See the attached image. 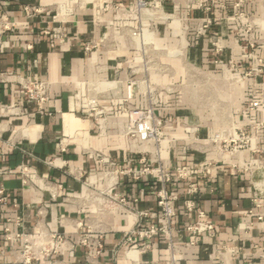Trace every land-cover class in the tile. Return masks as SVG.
<instances>
[{"label": "crops", "instance_id": "0c3cea01", "mask_svg": "<svg viewBox=\"0 0 264 264\" xmlns=\"http://www.w3.org/2000/svg\"><path fill=\"white\" fill-rule=\"evenodd\" d=\"M154 1L171 16L146 11L121 19L116 10H102L107 2L131 11L135 0H0V22L6 21V28L0 27V188L9 194L8 202L0 204V264H15L9 248L20 251L21 242L14 236L36 231L39 210L49 230L74 241V249L58 258L63 264H128L127 255L166 260L167 242L161 234L141 253L136 251L141 246L136 238L128 253L129 245L121 242L133 226L132 216L109 210L103 199L88 195L89 187L101 191L114 186L132 210L149 214L142 228L163 225L153 179L135 181L115 171L139 168L141 158L169 169L184 164L190 172L187 180L169 188L178 196L171 222L172 239L182 253L177 264H264V75L236 82L238 73L229 68L254 66L258 58L264 59V48L252 52L245 46L231 17L236 0H220L228 10L219 8L216 0H202L215 20L209 35L218 36L223 45L217 57L209 36L194 37L198 19L205 15L198 0L180 6L173 0ZM26 6H35L38 12L28 14ZM241 9L264 18V0L244 2ZM139 26L145 28L148 58L154 59L148 68L141 64L142 54L130 34ZM256 35L264 38V32ZM108 38L115 51L104 49ZM92 42L101 47L86 51L85 45ZM20 76L49 83L44 105L48 114H39L34 102L24 100ZM145 81L156 89L158 113L169 120L165 131L169 141L158 151L151 142L125 135L126 106L146 105ZM129 82L136 85L131 99ZM89 100L105 110L104 118L88 111ZM250 102L254 110H249ZM11 106H20L23 113L8 114ZM225 124L245 130L263 126L257 133L258 152L219 160L207 139L229 127ZM60 144L65 152H60ZM97 152L115 168L95 164L91 155ZM50 161L52 166L47 165ZM204 162L209 163L205 178ZM234 163L238 167L233 168ZM253 165L256 169L244 170ZM23 166L32 172L28 185L22 184ZM193 182L198 184L194 199L219 233L200 237L190 246L185 227L195 214L186 211L183 199ZM6 222L10 242L3 239ZM88 229L103 233L99 255L78 245V232Z\"/></svg>", "mask_w": 264, "mask_h": 264}, {"label": "built area", "instance_id": "2783aa9c", "mask_svg": "<svg viewBox=\"0 0 264 264\" xmlns=\"http://www.w3.org/2000/svg\"><path fill=\"white\" fill-rule=\"evenodd\" d=\"M188 0H173L176 6H180L181 2H187ZM251 0H236L231 10V17L237 23L238 32L243 38L244 44L250 51H254L259 48H264V38L258 37L257 32H264V18L255 16L245 10L241 9V5L244 2ZM199 8L205 13V15L198 19L196 27L194 29V37L201 38L209 36L211 47L214 55L217 57L223 51V45L220 38L216 35H209V30L214 24L215 20L208 16L210 7L206 6L202 0H198ZM215 4L222 10H228L220 0H216ZM26 13L38 12L35 6H26L24 8ZM102 10H116L119 12L121 19L124 18H136L140 14L146 11H156L159 13L158 17L169 18L168 15L162 10L160 2L154 0H135L134 8L131 11H126L120 4H111L107 2L102 3ZM168 16V17H166ZM190 14L187 15V17ZM6 21L1 20L0 27L5 29L4 25ZM145 28L139 26L132 28L130 34L133 39L140 38V44L143 43V31ZM95 47L94 42L85 45V50L90 52ZM217 63V61L215 60ZM230 70H234L238 73L236 82L244 80H256L264 75V59L258 58L257 63L254 66L237 68L235 64H230ZM145 95L146 105L144 108H136L132 105L126 106L128 115V123L125 128V135L135 140L136 142H151L158 151L160 144L169 141V138L165 134L166 129L169 126V120L158 113L156 109V89L148 86L145 81ZM18 84L21 88L23 98L26 102H34L37 106L39 114L46 115L47 111L44 110V105L48 101L49 83L43 80L28 79L19 77ZM135 82H129L127 85V99L133 97L135 90ZM254 104L249 103V110H254ZM8 114L19 115L22 114V108L20 106H11L6 108ZM88 111L95 117L104 118L105 110L99 107L95 100L88 101ZM263 126H253L248 130L239 128L235 125H231L228 128L219 130L214 136L207 139V144L210 148L217 152V157L222 158L224 155H228L234 160H238L241 153L248 151L251 154L258 152L257 133ZM60 152H65V146L60 144ZM95 164L104 168H115V163L108 157L97 152L91 155ZM264 162V161H263ZM139 168H127L124 170L115 171L127 176L128 178L139 181L146 177L152 178L156 188V205L159 210L160 217L164 220V224L160 227L154 225L148 228H142V220L149 216L147 212H138L132 210L127 204L126 199L114 191V186H108L105 190L95 191L89 187V196H97L104 200L105 208L109 210L122 211L130 214L133 218V226L128 231L124 232L123 243H127V252H131L136 245V238L141 240V246L137 248L138 252H145L151 245V240L157 234L164 236L167 242L168 258L164 261H158L153 259H140L134 255H127L128 264H177L182 259V253L180 248L174 243L172 239V226L171 222L176 216L175 202L178 200V196L172 193L169 188L174 182L185 181L190 177L188 167L184 164L177 165L171 169L164 167L160 163L152 165L146 163L141 158L139 160ZM47 165L52 166V162H47ZM209 165L208 162L202 164L203 170L201 176L206 177L205 169ZM238 167L237 163L233 164V168ZM256 167L253 165L244 170H254ZM22 176V184L28 185L32 176V172L28 170L26 166H23L20 170ZM47 182L44 183V188L48 187ZM198 193V184L189 183L184 194V207L187 212L194 213L195 219L190 222L185 231L189 235L188 245L193 246L196 240L200 237L214 238L219 233L218 225L210 220L202 208L198 205L194 196ZM9 199V194L0 188V204H6ZM257 206L259 203L257 199L253 200ZM39 220L37 221L36 231L33 233H17L14 236L15 240L21 242L20 251L13 250L11 247L9 251L13 256L15 264H63L58 258L63 257L68 251L74 249V241L70 239L65 233H59L49 230L44 223V214L42 210L38 211ZM261 219L260 217L258 218ZM8 221V220H7ZM3 239L6 242L12 240V234L6 222L4 226ZM78 245L84 248H92L95 251V255H99L103 251V233L95 232L88 229L87 231H79L77 234Z\"/></svg>", "mask_w": 264, "mask_h": 264}, {"label": "rangeland", "instance_id": "374dc122", "mask_svg": "<svg viewBox=\"0 0 264 264\" xmlns=\"http://www.w3.org/2000/svg\"><path fill=\"white\" fill-rule=\"evenodd\" d=\"M150 12H156V11H153L151 10ZM140 16V15H139ZM138 17V16H137ZM150 30H153L152 26H150ZM135 41V44L137 46V49L138 51L142 54V61H141V64L143 66H145V68H148L151 66L152 62L154 61V59H151L149 60L148 56H149V50L146 46H144L143 44H140V38L139 39H134ZM95 44V42H94ZM104 49L107 50V51H115V46H113V42L110 38H108V42L107 41H104ZM97 47H101V44L99 45H96L95 44V47L90 51L92 52L93 50H95ZM148 50V51H147ZM224 125V124H222ZM226 126H231V124H225Z\"/></svg>", "mask_w": 264, "mask_h": 264}]
</instances>
